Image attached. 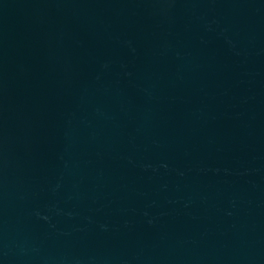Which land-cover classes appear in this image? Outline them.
<instances>
[{"label": "water", "instance_id": "95a60500", "mask_svg": "<svg viewBox=\"0 0 264 264\" xmlns=\"http://www.w3.org/2000/svg\"><path fill=\"white\" fill-rule=\"evenodd\" d=\"M0 264H264V0H0Z\"/></svg>", "mask_w": 264, "mask_h": 264}]
</instances>
